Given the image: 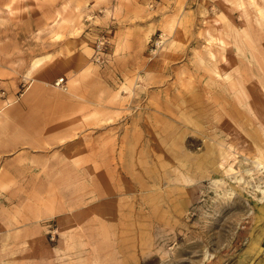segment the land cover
I'll return each mask as SVG.
<instances>
[{"label":"rangeland","instance_id":"374dc122","mask_svg":"<svg viewBox=\"0 0 264 264\" xmlns=\"http://www.w3.org/2000/svg\"><path fill=\"white\" fill-rule=\"evenodd\" d=\"M263 216L264 0H0V264H264Z\"/></svg>","mask_w":264,"mask_h":264},{"label":"built area","instance_id":"2783aa9c","mask_svg":"<svg viewBox=\"0 0 264 264\" xmlns=\"http://www.w3.org/2000/svg\"><path fill=\"white\" fill-rule=\"evenodd\" d=\"M99 47H100V44H97V48H99ZM56 84H58L63 89L67 88L65 82L63 81V78L56 80Z\"/></svg>","mask_w":264,"mask_h":264},{"label":"bare ground","instance_id":"6f19581e","mask_svg":"<svg viewBox=\"0 0 264 264\" xmlns=\"http://www.w3.org/2000/svg\"><path fill=\"white\" fill-rule=\"evenodd\" d=\"M40 60H41V59H35V60H33V62H32V66H31V67H34L35 65H37V63H39ZM258 162H259V163H262V160H258ZM263 217H264V216H263ZM244 261H245V260H244Z\"/></svg>","mask_w":264,"mask_h":264},{"label":"crops","instance_id":"0c3cea01","mask_svg":"<svg viewBox=\"0 0 264 264\" xmlns=\"http://www.w3.org/2000/svg\"><path fill=\"white\" fill-rule=\"evenodd\" d=\"M40 59H41L40 62L36 66H34V67H37L38 65H40L42 63V58H40ZM34 67H31V68H34Z\"/></svg>","mask_w":264,"mask_h":264}]
</instances>
